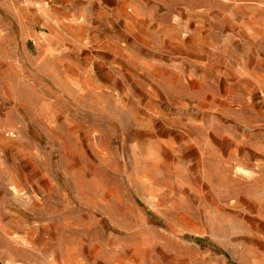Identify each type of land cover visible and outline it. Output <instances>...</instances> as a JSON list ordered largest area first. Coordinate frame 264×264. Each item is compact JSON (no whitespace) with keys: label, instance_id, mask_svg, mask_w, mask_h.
Masks as SVG:
<instances>
[{"label":"rangeland","instance_id":"1","mask_svg":"<svg viewBox=\"0 0 264 264\" xmlns=\"http://www.w3.org/2000/svg\"><path fill=\"white\" fill-rule=\"evenodd\" d=\"M0 264H264V0H0Z\"/></svg>","mask_w":264,"mask_h":264}]
</instances>
